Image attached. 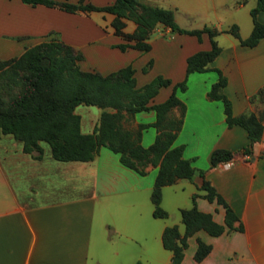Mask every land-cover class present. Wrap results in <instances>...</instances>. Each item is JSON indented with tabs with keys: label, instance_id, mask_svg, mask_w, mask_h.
I'll return each instance as SVG.
<instances>
[{
	"label": "crops",
	"instance_id": "1",
	"mask_svg": "<svg viewBox=\"0 0 264 264\" xmlns=\"http://www.w3.org/2000/svg\"><path fill=\"white\" fill-rule=\"evenodd\" d=\"M82 1L101 6L114 0ZM140 1L172 9L180 27L218 30L214 38L220 51L209 62L210 68L189 72L185 89L176 91L184 112L172 145H182V156L194 169L203 170V177L235 213L234 227L224 222V206L202 195L198 189L202 176L197 173L161 187L160 206L166 216L158 217L152 214L150 200L157 164L149 163L144 173H138L106 146H100L89 160H58L42 140L41 156L34 157L22 150L20 140L5 133L0 134V264H168L171 251L162 245L161 232L176 224L182 234L180 208L193 203L223 230L214 235L199 228L187 235L179 264H264V100L250 99L264 85V36L248 46L225 31L234 23L241 38L249 34V9L255 0ZM113 17L112 12L98 9L66 11L42 3L0 0V58L55 38L81 53L77 63L82 70L105 74L131 64L138 87L156 74L171 83L180 81L185 76V58L210 46L206 32L197 39L157 27L148 39V50L132 46L121 50L117 44L131 40L115 33ZM256 17L264 24V10ZM121 20L123 32L134 30V21ZM148 60L150 66L142 70ZM215 68L226 78L223 92L233 114H263L261 137L252 142L248 153L242 151L249 141L246 130L228 125L222 102L207 96L217 78ZM171 83L160 86L148 103L164 100ZM74 111L80 131L91 132L100 109L83 104ZM173 112L177 114V108ZM154 119L150 108L134 112L123 123L133 129L144 124L140 144L147 146L156 134ZM215 148L231 151V158L210 165ZM193 193L197 194L192 201ZM198 239L209 249L195 260Z\"/></svg>",
	"mask_w": 264,
	"mask_h": 264
},
{
	"label": "trees",
	"instance_id": "2",
	"mask_svg": "<svg viewBox=\"0 0 264 264\" xmlns=\"http://www.w3.org/2000/svg\"><path fill=\"white\" fill-rule=\"evenodd\" d=\"M27 3H42L57 6L66 11L98 9L114 14L111 25L115 33L127 40L118 43L123 50L128 46L148 50V39L155 28H168L169 32L193 34L200 39V33L206 32L210 46L192 52L185 58V76L180 81L171 80L156 74L141 86H135L133 68L126 64L116 70L101 74L97 71L82 70L77 61L81 53L69 44L55 38L44 39L25 48L20 54L0 58V134L9 133L22 143V150L34 157H40L42 148L39 142L45 141L50 147L53 158L58 160H89L100 146H106L119 154L124 165L138 173L145 172L147 164H157V172L150 190L152 214L166 216L160 206L161 187L178 178H189L194 173L202 176L198 189L208 200H216L224 206V222L233 228L236 215L222 196L203 177L202 169H194L187 158L182 156V145H172L182 123L184 103L176 95L177 90L186 87V75L192 71H204L210 68L209 62L219 53L220 46L214 36L218 30L214 27L183 28L174 20L173 10L140 0H114L95 6L82 0H22ZM264 10V0H255L249 9L252 27L245 38H241L236 24H230L225 31L231 33L242 45L253 46L264 36V24L256 13ZM122 18L131 19L136 26L130 33L122 31ZM162 35H165L164 33ZM151 64L148 60L142 67L146 70ZM216 80L210 85L207 96L222 102L225 121L228 125L242 126L249 138L242 151L250 152L253 141L259 140L263 130L262 112L252 111L233 114L231 103L223 92L225 76L215 68ZM171 83L168 96L157 103L148 100L160 86ZM264 100V85L251 95L250 99ZM95 105L100 111L91 132H81L79 115L74 111L77 104ZM153 109L155 119L152 125L156 129L154 140L147 146L140 144V129L128 128L123 121L134 112ZM173 108H177L175 114ZM232 152L224 148L211 151L210 165L231 158ZM197 193L192 194V201ZM180 220L184 225L180 234L176 224L167 225L161 232L162 245L171 251L168 264H179L186 236L202 228L209 234H218L223 225L211 218V215L198 210L194 203L188 208H180ZM240 228V226H238ZM209 245L197 240L194 259L200 260L208 251ZM133 264H140L139 261Z\"/></svg>",
	"mask_w": 264,
	"mask_h": 264
},
{
	"label": "rangeland",
	"instance_id": "3",
	"mask_svg": "<svg viewBox=\"0 0 264 264\" xmlns=\"http://www.w3.org/2000/svg\"><path fill=\"white\" fill-rule=\"evenodd\" d=\"M151 34H152V33H151ZM150 36H151V35H150ZM82 105H83V104H77L76 106H77V107H80V106H82ZM76 106H75V107H76ZM91 106H92V107H97V106H95V105H91ZM44 143H45V142H44Z\"/></svg>",
	"mask_w": 264,
	"mask_h": 264
}]
</instances>
